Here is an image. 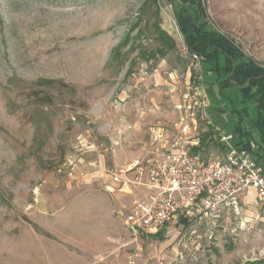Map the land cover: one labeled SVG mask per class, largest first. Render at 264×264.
<instances>
[{"label":"rangeland","instance_id":"obj_1","mask_svg":"<svg viewBox=\"0 0 264 264\" xmlns=\"http://www.w3.org/2000/svg\"><path fill=\"white\" fill-rule=\"evenodd\" d=\"M197 1L211 29L264 66V0ZM173 3L188 5L0 0V264H264V215L247 192L241 217L133 236L130 199L104 190L202 99L208 122L236 133L237 91H208Z\"/></svg>","mask_w":264,"mask_h":264},{"label":"built area","instance_id":"obj_2","mask_svg":"<svg viewBox=\"0 0 264 264\" xmlns=\"http://www.w3.org/2000/svg\"><path fill=\"white\" fill-rule=\"evenodd\" d=\"M206 107L202 99L170 141L109 177L105 186L109 193L140 191L123 220L133 236L156 234L180 220L216 222L226 214L241 217V197L250 189L264 215V168L256 153L260 144L242 146L233 132L214 128ZM210 146L222 151L207 154Z\"/></svg>","mask_w":264,"mask_h":264},{"label":"trees","instance_id":"obj_3","mask_svg":"<svg viewBox=\"0 0 264 264\" xmlns=\"http://www.w3.org/2000/svg\"><path fill=\"white\" fill-rule=\"evenodd\" d=\"M184 1L188 5L177 8V3L172 4L177 26L189 55L196 56L203 67L208 91L214 86L218 91L229 88L237 91L241 107L232 106L230 112L237 114L239 124L249 120L264 152V66L247 57L232 40L211 29L197 0ZM249 109H252L251 115ZM239 124L234 134H240ZM239 144L243 146L242 142Z\"/></svg>","mask_w":264,"mask_h":264},{"label":"crops","instance_id":"obj_4","mask_svg":"<svg viewBox=\"0 0 264 264\" xmlns=\"http://www.w3.org/2000/svg\"><path fill=\"white\" fill-rule=\"evenodd\" d=\"M239 122H240V120L238 119L237 120V124L235 125V127H234V131H235V129H236V126H238V124H239ZM245 122V121H244ZM239 126H240V128H241V132H240V134L239 135H237V140H238V143H240V142H242L243 143V146H245V147H250V146H252V145H259V138H258V135H257V133H256V130L254 129V127H247V125H244V124H242V123H240L239 124ZM244 126V127H243ZM244 128H246V130H244ZM248 133L247 135L246 134H244L243 135V133ZM242 134V135H241ZM252 140H254V142H252ZM215 150V152L216 153H218V152H220V151H222L221 149H219V148H216V149H214ZM256 153H259V158H258V161L261 159V158H263L264 159V152H262L259 148L256 150ZM110 183V180H109V178H106V180L104 181V190H105V186L107 185V184H109ZM106 191V190H105ZM107 192V191H106ZM107 193H109V192H107ZM114 193H119V194H121V195H124L125 197H128L129 199H130V201L129 202H131L132 201V199L136 196V195H139L140 194V191H139V189H133V191H132V193H129V192H118V190H114L113 192H110L109 194H114ZM247 193L248 194H246V196L247 195H250L251 196V200H250V202L252 201V200H254V202H255V204H256V206H257V203H256V198H255V192L253 191V190H248L247 191ZM244 196V195H243ZM245 196V197H246ZM242 202V201H241ZM243 204H245V203H243L242 202V205ZM129 206H130V203H129V205L127 206L128 208H129ZM124 207V206H123ZM128 208H126L127 210H128ZM127 210H126V213H127ZM125 212V211H124ZM120 214H123V213H120ZM150 235H152V236H154V234H150ZM146 237H148V235L146 236Z\"/></svg>","mask_w":264,"mask_h":264}]
</instances>
